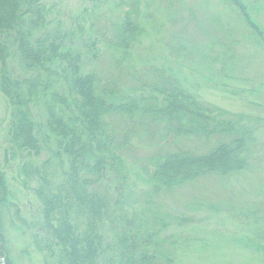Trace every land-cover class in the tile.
Listing matches in <instances>:
<instances>
[{"label":"rangeland","instance_id":"obj_1","mask_svg":"<svg viewBox=\"0 0 264 264\" xmlns=\"http://www.w3.org/2000/svg\"><path fill=\"white\" fill-rule=\"evenodd\" d=\"M40 1L48 8L43 28L58 35L56 40L63 41L65 51L75 52V57L82 53L80 64L83 62L86 69L93 67L94 61L83 56V51L99 35L96 31L110 30L124 17L136 20L141 31L136 42L130 44L125 66H150L175 77L197 101L240 119L241 128L249 130L254 139L245 167L226 176L206 174L156 191L145 179L167 148H190L201 153L214 147L216 141L202 136L180 138L173 144L160 132L132 139L124 160L128 174L121 211L118 207L112 212L108 209L98 219L105 224L98 264L118 263L112 248V227L116 224V232L123 233V219L135 224L137 229L130 228V233H136L141 223L152 234L145 248L154 253L158 264H264V41L245 26L237 6L233 9L229 0ZM242 3L264 37V0ZM0 43L5 47L0 77L7 73L13 86L19 85L14 91L30 98L28 110L38 125L41 146L38 153L14 146L12 125L18 105L3 93L0 82V170L7 182L8 198L17 204L26 222L19 224L23 233L11 225L7 233L14 253L21 256L19 264H52L59 258L58 248L53 247L54 257L46 259L47 254L29 242L33 227L27 224H36L41 218L39 191L44 177H48L53 191L63 178L66 160L53 156L52 139L45 141L44 105L48 101L43 94L48 97L42 89L46 86L44 79H37L21 58L15 31L0 35ZM96 46L103 57L95 65L104 70L111 51L106 44ZM228 53L231 64L220 69L221 59ZM33 87L42 91V99ZM45 160L49 161L46 165ZM155 219L160 221L156 223ZM80 221L73 220L82 228Z\"/></svg>","mask_w":264,"mask_h":264},{"label":"trees","instance_id":"obj_2","mask_svg":"<svg viewBox=\"0 0 264 264\" xmlns=\"http://www.w3.org/2000/svg\"><path fill=\"white\" fill-rule=\"evenodd\" d=\"M229 1L233 9L237 6L235 11L241 12L245 26L264 41L261 28L242 0ZM47 13L48 8L40 0H0V35L15 31L21 58L37 79H44L46 86L42 89L49 98L43 94L48 101L44 105L45 141L52 139L53 156L66 160L63 178L53 191L48 177H44L39 191L41 218L36 224H27L33 227L29 242L38 251L45 252L46 259L54 257L52 248L56 246L59 258L56 263L54 259V264H98L105 237L102 231L105 224L98 219L108 209L112 212L118 207L121 211L128 174L124 160L132 139L160 132L173 144L180 138L202 136L216 141L214 147L201 153L190 148H167L145 179L154 191L182 185L206 174L226 176L245 167L249 161V145L254 139L249 130L241 128L240 119L197 101L175 77L162 70H152L150 66L132 69L125 66L130 44L136 42L141 31L136 20L124 17L112 29L96 31L99 35L83 51V56L94 61L93 67L86 69L83 62L80 64L82 53L75 57V52L65 51L63 41L56 40L58 35L43 28ZM98 43L106 44L111 51L104 70L95 65L103 57L96 46ZM4 51L0 43L2 66L5 65ZM229 53L222 57L220 69L230 66ZM6 74L3 72L0 77L2 91L18 105L12 142L18 149L38 153L41 146L36 132L39 129L28 110L30 98L14 91L19 85L14 87L15 83ZM26 89L31 92L30 87ZM35 89L36 96L42 99V91ZM47 163L48 160L43 162ZM9 196L0 170V264H19L21 256L14 253L7 232L11 225L23 233L19 224L26 225V222ZM78 219L82 228L73 222ZM131 221L122 220L123 233L116 232V224L112 227L116 263L158 264L154 253L145 248L152 234L141 223V230L130 233V228L137 229ZM155 221L158 223L160 219ZM139 233L144 235L140 237Z\"/></svg>","mask_w":264,"mask_h":264}]
</instances>
